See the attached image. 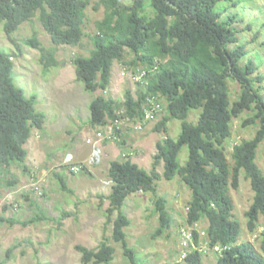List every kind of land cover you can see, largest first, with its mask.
<instances>
[{"label":"trees","instance_id":"1","mask_svg":"<svg viewBox=\"0 0 264 264\" xmlns=\"http://www.w3.org/2000/svg\"><path fill=\"white\" fill-rule=\"evenodd\" d=\"M150 1V2H149ZM223 0H100L105 8L104 17L96 21L91 36L90 55L74 59L77 79L85 89L96 92L106 90L111 83L115 61L123 60L126 51L134 54V64L148 69L147 85L139 84L137 96L127 91L123 102L100 94L90 103L92 127H104L116 118L144 119L146 108L157 101H166L165 114L157 129H166L172 119L181 121L179 137L167 136L157 144L155 163L165 162L164 176L173 180L180 175L191 189L188 224L194 226L207 218L208 225L201 237L193 229L195 242L227 248L217 255V264H264V255L251 241L240 242L241 224L234 218L231 186L239 187L241 174L250 180L254 192L253 203L247 212L249 227L255 229L264 216V171L259 166L257 149L264 140V96L261 83L263 74L255 57L241 43L239 27L244 21L241 10L227 12ZM243 0L234 2L237 7ZM151 6L152 14L147 6ZM87 0H0V24L12 40L20 26L37 16L53 43L79 45L85 35ZM252 29V24L246 26ZM257 35L260 32H256ZM26 44L41 51L40 62L46 71L59 66L53 51L42 45L37 35ZM0 47V168L17 163L28 170L26 144L33 129H43L46 114L36 108L37 96L14 82L16 54ZM247 62L243 65L242 60ZM137 64V65H138ZM229 79L240 83L242 93L235 102L230 101ZM145 86V87H144ZM256 104L259 113L252 121H259L261 129L254 138L237 143L232 152L231 166L225 142L232 137V119ZM125 108V113H120ZM201 109L199 121L189 120L192 110ZM163 110L159 114L163 113ZM188 147L185 165L180 153ZM8 173V171H7ZM113 181L109 196V217L117 214L113 222V236L121 242L125 255L135 261V251L127 241L126 227L131 223L124 212L125 201L133 192H151L155 196V210L159 214L158 233L170 227L172 217L167 201L158 194L156 170L148 171L131 158L117 159L108 170ZM61 188L69 190L65 177L58 174ZM15 178L13 183H17ZM70 212L64 211L62 219ZM37 220V218H35ZM85 264H110L115 259V248L103 240L97 250L78 245ZM264 250V239L262 242ZM204 253L188 250L186 264H204Z\"/></svg>","mask_w":264,"mask_h":264},{"label":"rangeland","instance_id":"2","mask_svg":"<svg viewBox=\"0 0 264 264\" xmlns=\"http://www.w3.org/2000/svg\"><path fill=\"white\" fill-rule=\"evenodd\" d=\"M87 1L85 35L79 45L53 43L37 16L24 22L13 34V40L5 33L3 24H0V47L9 52H17V45L22 48V53L16 54L14 58L15 84L25 89L27 95L39 97L36 107L49 119L43 129H33L27 142L28 157L31 156L27 161L29 169L25 171L17 163L9 168H0V264H85L77 246L97 250L105 239L115 248V259L110 264H186L182 259L184 230H205L208 220L203 218L194 226L188 224V208L192 198L190 187L180 175L173 180L167 179L164 176V161L155 163L158 142L167 136L177 139L181 132V121L178 119L170 120L166 129H157L165 114V98V109L156 120L148 122L142 130L126 126L121 141L111 142L117 153L104 159L109 141H102L98 146L102 159L100 162L92 159L96 147L88 143V139L95 140L96 132L101 127L94 128L87 120L89 102L100 94L121 102L125 100L127 91L137 96L140 85L128 75H122V72L124 69L131 72L141 65L133 63L134 54L127 50L123 60L115 61L111 83L106 90L99 88L96 92H90L85 89L84 83L77 79L74 59L79 55H90L96 21L105 14L100 0ZM121 1L124 4L133 2ZM236 1L223 0L220 5L227 10L225 16L238 10L243 12L244 21L238 24L245 30L240 33V40L247 45L249 56L256 58L255 62L259 66L257 72L264 76V0H243L237 7L234 5ZM147 11L153 13L151 6H147ZM249 23L252 29L246 28ZM257 31L260 32L258 35ZM35 34L45 48L54 52L59 66L51 67L48 71L44 69L40 62L41 51L26 44L27 39ZM246 62V59L242 60L243 65ZM228 84L230 101L235 102L241 96L242 87L232 79H229ZM261 84L264 87V81ZM261 90L264 96V88ZM54 93L60 100L58 103H61L62 119H53L54 115L49 111L51 102L48 99L53 100ZM124 109L120 111L122 115ZM201 112V109L192 110L189 120L197 123ZM257 113L259 109L254 103L252 108L232 119L233 134L225 142L231 166L234 163V146L254 138L261 129L259 121H252ZM130 148L135 151L131 159L146 170H156L161 175L157 182L158 194L166 199L172 217L170 227L158 233L160 218L155 210V195L143 191L129 195L124 212L131 223L125 230L128 244L135 251V261L125 255L122 243L113 236L112 220L117 214H113L110 219L107 212L113 185L108 173L110 163L114 158L124 160L122 154ZM68 154L74 155L70 162L66 160ZM188 155L186 146L180 153L182 165H185ZM256 160L264 171V140L257 149ZM72 166H81L82 169L75 173ZM58 174L65 177L71 191L61 188ZM15 178L17 183H13ZM36 187L39 188L36 190ZM230 193L235 205L234 218L242 228L239 241H251L264 255V216L251 230L247 212L253 203L254 192L244 173L241 174L239 187L231 186ZM64 211L71 215L62 219ZM204 255V264H217V255ZM88 264L96 263L92 261Z\"/></svg>","mask_w":264,"mask_h":264},{"label":"built area","instance_id":"3","mask_svg":"<svg viewBox=\"0 0 264 264\" xmlns=\"http://www.w3.org/2000/svg\"><path fill=\"white\" fill-rule=\"evenodd\" d=\"M128 69H124L122 72V75H128L133 81L147 85V75H148V69L144 67H139L131 72H128ZM129 73V74H128ZM162 101H156L153 106L150 108H146V113L144 116V119L134 121L129 117L125 118H116L114 121L109 122L106 126L101 127V130L96 132L95 140L88 139V143H92L93 145H96L97 143L101 141H109V142H116L121 141V136L125 131L126 126L132 127L134 130H142L144 129L145 125L148 124V122L154 121L159 117L160 111L163 110V104ZM123 157L125 159L131 158L135 155V151L130 148L127 151H125L123 154ZM69 161H72L71 155H69ZM99 150L95 149L93 158H99ZM72 171L75 173H78L81 171V166H72ZM39 187H36V190ZM41 193V192H40ZM201 237L206 236V232L204 230H199ZM227 246L223 247L222 245H215V246H209L207 242H195V237L193 234V229H187L184 230V237H183V252H182V259H185L188 255V250L198 249L204 254L214 253V254H221Z\"/></svg>","mask_w":264,"mask_h":264},{"label":"crops","instance_id":"4","mask_svg":"<svg viewBox=\"0 0 264 264\" xmlns=\"http://www.w3.org/2000/svg\"><path fill=\"white\" fill-rule=\"evenodd\" d=\"M27 94V93H26ZM28 96H29V94H28ZM54 96H55V98L53 99V100H51L50 101V99H48L49 100V102H51V105H50V107H49V111L54 115L52 118L53 119H55V118H57V119H62V117H61V115H60V113H62V109L60 108L61 107V103H58L60 100H59V98L55 95V93H54ZM39 97H37V99H38ZM90 103L91 102H89V110H88V117L89 118H87V120H90V117H91V112H90ZM42 104V103H41ZM36 105H37V103H36ZM37 108V107H36ZM75 108V107H74ZM38 109V108H37ZM55 109L57 110V112H54L55 111ZM39 110V109H38ZM39 111H41V110H39ZM86 113V112H85ZM58 117H60V118H58ZM46 118H47V116H46ZM49 120V119H48ZM48 120L46 119V123L48 122ZM105 141H107V140H105ZM102 142V141H101ZM99 144V145H98ZM100 142L99 143H97L96 145H92L94 148L96 147V149H98L99 151H100ZM108 146L106 147V152L104 153V159H105V157L107 156L108 158H111L112 157V155H114L115 153H117V149H116V147H114L115 145H113V144H111V142H108V144H107ZM26 146V148H27V144L25 145ZM99 146V147H98ZM98 147V148H97ZM28 150V149H27ZM94 151H95V149H94ZM28 155H29V152H28ZM69 155H71V157L74 159V155L73 154H68V157L66 158V160H67V162H70L69 161ZM99 155H100V153H99ZM118 156H119V154H118ZM121 156V155H120ZM117 157V156H116ZM28 159H31V156L30 157H27V161H28ZM93 159V161H96V162H100V160L102 159V155L99 157V158H92ZM118 158H114L113 160H117ZM134 161V160H133ZM30 184V183H29ZM33 184H34V182H33ZM30 185H32V184H30Z\"/></svg>","mask_w":264,"mask_h":264}]
</instances>
